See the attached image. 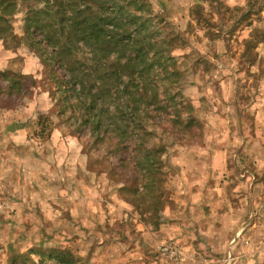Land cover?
<instances>
[{"label": "rangeland", "instance_id": "rangeland-1", "mask_svg": "<svg viewBox=\"0 0 264 264\" xmlns=\"http://www.w3.org/2000/svg\"><path fill=\"white\" fill-rule=\"evenodd\" d=\"M149 2L153 13L164 16L184 40L178 51L185 56L180 60L182 95L198 120L186 132L169 127L163 136L164 209L150 218L125 202L128 194H120L118 186H129L131 181L137 185L140 176L128 179L132 177L125 166L132 161L122 155L121 162L110 143L90 138L76 92L51 48L21 43L17 50L24 62L18 66L26 83L34 86L21 97L12 90L11 99H5L0 89V155L10 157L9 162L0 161L5 182L0 185V264H7L9 254L30 248L68 249L82 264H241L238 256L245 254V240H238L225 254L212 255L206 249L205 255L211 257L206 263L186 253L185 242L171 231L170 218L179 217L178 181L183 171L202 176L210 171L200 156L222 149L235 168L242 166L236 163L242 140L264 141V0ZM15 30L22 34L21 27ZM33 37L41 40L35 33ZM83 51L78 54L80 71L89 74ZM0 65L5 62L0 60ZM80 101L88 104L84 96ZM40 118L45 125L37 123ZM240 233L251 240L264 237L248 233L247 228ZM170 245L181 248L183 260L162 251ZM189 245L201 248L204 243ZM31 259L40 262L35 255Z\"/></svg>", "mask_w": 264, "mask_h": 264}, {"label": "trees", "instance_id": "trees-1", "mask_svg": "<svg viewBox=\"0 0 264 264\" xmlns=\"http://www.w3.org/2000/svg\"><path fill=\"white\" fill-rule=\"evenodd\" d=\"M18 27L22 34L16 33ZM33 33L41 40H35ZM24 42L51 48L76 92L90 138L110 143L121 162L122 155L128 156V162L132 161L125 166L132 177L129 180L140 175L137 185L131 181L129 186H118L120 194H128L125 202L150 218L157 217L164 209L163 136L169 127L178 126L175 131L179 133L198 123L190 101L182 95L181 33L164 16L153 13L149 0H0V51L5 53L0 55L5 62L0 65L4 85L0 89L5 99L15 97L12 90L21 97L34 86L26 83L27 76L18 66L24 58L17 49ZM80 49L88 55L84 60L89 74L80 71ZM83 96L87 105L80 101ZM37 123L45 125L43 118ZM138 200L148 206L139 205ZM31 255L41 263L82 264L68 249L37 248L9 254L7 264H39Z\"/></svg>", "mask_w": 264, "mask_h": 264}, {"label": "crops", "instance_id": "crops-1", "mask_svg": "<svg viewBox=\"0 0 264 264\" xmlns=\"http://www.w3.org/2000/svg\"><path fill=\"white\" fill-rule=\"evenodd\" d=\"M5 142L8 143L7 140L1 141ZM257 145V151H254L253 147ZM236 153V163L242 166L234 168L227 161L229 158L224 150L213 148L208 155L200 156L204 157L202 164H206L210 171L203 172L202 176L201 173L193 175L186 170L182 173L184 176L181 174L184 184L178 181L179 217L174 220L170 218V222H173L170 223L171 231L176 233L177 240L185 242L188 255L200 256L206 263H210V260L205 259H211L205 255L206 249L212 255L225 254L238 240L248 242L245 254L238 256L241 264H259L264 261L255 246L258 237L251 240L240 233L246 228L248 233L255 235L264 233V141L242 140ZM9 159L8 156L0 155L1 162ZM236 167L240 170H236ZM17 181L20 183L21 178ZM0 185H5L4 177H0ZM164 219L167 222L168 216ZM202 243L204 245L201 248L197 245L191 248L189 245Z\"/></svg>", "mask_w": 264, "mask_h": 264}, {"label": "built area", "instance_id": "built-area-1", "mask_svg": "<svg viewBox=\"0 0 264 264\" xmlns=\"http://www.w3.org/2000/svg\"><path fill=\"white\" fill-rule=\"evenodd\" d=\"M244 244L247 245L248 242L245 240ZM255 246L259 249L258 252L259 254L264 258V237H261L260 239L256 240ZM163 252H169V254L172 256V258L177 259V258H182L184 253L181 250V248L175 247V246H167L162 248ZM183 260V259H181Z\"/></svg>", "mask_w": 264, "mask_h": 264}]
</instances>
